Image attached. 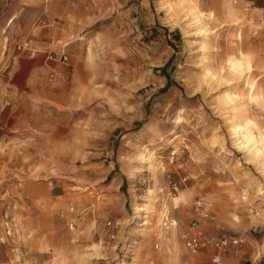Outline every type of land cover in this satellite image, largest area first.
<instances>
[{
  "label": "rangeland",
  "instance_id": "obj_1",
  "mask_svg": "<svg viewBox=\"0 0 264 264\" xmlns=\"http://www.w3.org/2000/svg\"><path fill=\"white\" fill-rule=\"evenodd\" d=\"M248 118L264 0H0V264H214L186 245L199 199L203 235L242 239L223 264H264Z\"/></svg>",
  "mask_w": 264,
  "mask_h": 264
},
{
  "label": "bare ground",
  "instance_id": "obj_2",
  "mask_svg": "<svg viewBox=\"0 0 264 264\" xmlns=\"http://www.w3.org/2000/svg\"><path fill=\"white\" fill-rule=\"evenodd\" d=\"M231 66L234 67L235 75L245 78V83L248 86L247 95L251 99H261L263 98L262 94H257V82L255 79H251L250 76L247 75V73L251 72V66L248 65L247 68L242 67V63L238 61L237 58H234L231 60ZM246 70V71H245ZM246 74L244 75V73ZM237 108V106L235 107ZM232 125V131H233V138L235 143L242 148V141L241 137L243 138V141L245 143H248L251 147V151H253L251 157L258 160V163L260 167L264 168V158H260V153H264V128L258 126L256 122H254L252 119H247L245 124L237 123V122H231ZM254 129L258 130V133H255ZM180 198L176 197L174 198L175 202L177 203ZM137 213L139 214V221L137 222L136 226H143L148 222V218L150 217V213L152 210H150V207H143V206H137L136 207ZM168 206L164 207V213L165 216L169 213ZM146 220V221H145ZM173 224L177 225V221L173 220Z\"/></svg>",
  "mask_w": 264,
  "mask_h": 264
},
{
  "label": "built area",
  "instance_id": "obj_3",
  "mask_svg": "<svg viewBox=\"0 0 264 264\" xmlns=\"http://www.w3.org/2000/svg\"><path fill=\"white\" fill-rule=\"evenodd\" d=\"M67 59V56L64 57ZM168 182L172 191L179 192L181 181H176L171 176H168ZM182 181H186V178H183ZM196 211L198 213L197 218L193 219L190 222L188 227V232L186 236V245L192 252H197L201 250L203 247L212 245L217 251L212 257L214 264H223V255L227 250L229 245L232 244H240L242 239L231 237L230 239L227 237L221 238H211L203 235L201 233V220L202 218H208L210 216L209 212L206 210L207 206L204 200L199 199L196 203Z\"/></svg>",
  "mask_w": 264,
  "mask_h": 264
}]
</instances>
